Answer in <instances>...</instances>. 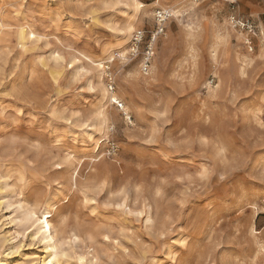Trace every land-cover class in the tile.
I'll use <instances>...</instances> for the list:
<instances>
[{"label":"rangeland","instance_id":"1","mask_svg":"<svg viewBox=\"0 0 264 264\" xmlns=\"http://www.w3.org/2000/svg\"><path fill=\"white\" fill-rule=\"evenodd\" d=\"M0 19V226L53 206L66 264H264L263 0H0ZM32 230L6 226L15 263L44 256Z\"/></svg>","mask_w":264,"mask_h":264},{"label":"bare ground","instance_id":"2","mask_svg":"<svg viewBox=\"0 0 264 264\" xmlns=\"http://www.w3.org/2000/svg\"><path fill=\"white\" fill-rule=\"evenodd\" d=\"M142 7L143 6H140V4L139 5L134 4L132 6V8H134V9H139ZM172 13L174 15H176L179 13V11L175 10V11H172ZM24 27H25L24 25H18L17 30L15 32V36L17 37L19 43H21L23 46H24L23 42H24L25 36H26L25 35L26 32L24 30L25 29ZM7 28H10V25L5 23L3 19H0V42L4 41L3 38L5 35H7V36L9 35L8 31L4 32V29H7ZM131 30H132V26L128 25V23H127L126 28L123 29L122 31H120V32H123V38L122 39H125ZM34 35L35 34H33L32 32H29V36L33 37ZM100 69H101V64L100 63L96 64L95 65V70H96L95 72H98V74H97L98 80H101V76H102V74L99 73ZM0 73H2V72H0ZM141 83H142V81H141ZM143 87H144V85H143ZM105 93L106 92L104 90H102L103 97H105L104 96ZM11 206L12 205L9 202H2L0 200V219L3 218L1 216V214L4 211L9 210L11 208ZM52 207L53 206H51V205H47V206L43 207L41 211H39L35 207L18 205L16 208L11 210V212H10L11 214L7 216V218L4 220V224H2L0 226V240H3L5 245H7V243H9L11 241L10 240L11 238L7 239V237H6V233H5L6 226H10L11 224L16 223V221H19L20 224L28 225L29 228L33 229L31 234H30V238L32 240L36 239L38 241V243L43 244L44 256L38 257L36 254L32 255L31 259H29V260L24 259V262L21 260L23 262V263L21 262L22 264H66L65 261H63L59 256H57V250L61 248L60 247L61 244L59 243V238L57 235V233L59 231L55 230V227L52 224L53 222L51 223V219H52L51 211L53 210ZM149 221H150V219H149ZM56 231H58V232H56ZM79 235H80V233H79ZM79 235H78V237H79ZM73 236L75 237L73 239H77L76 238L77 233H76V235H73ZM62 241H63V239H62ZM3 244H2V247L0 248V264H21V263H19L20 261L19 262L17 261V263L12 261L13 255L16 254V248L13 246L5 247Z\"/></svg>","mask_w":264,"mask_h":264},{"label":"built area","instance_id":"3","mask_svg":"<svg viewBox=\"0 0 264 264\" xmlns=\"http://www.w3.org/2000/svg\"><path fill=\"white\" fill-rule=\"evenodd\" d=\"M196 2H201L203 0H195ZM230 5H234L237 0H225ZM264 1V0H263ZM169 17V14L167 12H158L156 15V20L158 23H163L166 21V19ZM231 22L235 28H241L242 30H245L247 33H253V28L248 22L243 21H237L235 18H231ZM250 44V43H249ZM143 71L146 73L148 71V65L144 64Z\"/></svg>","mask_w":264,"mask_h":264}]
</instances>
